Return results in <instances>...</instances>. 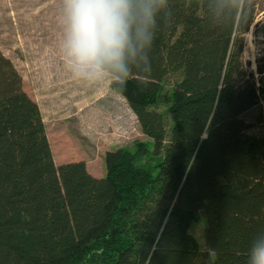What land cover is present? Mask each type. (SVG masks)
Here are the masks:
<instances>
[{"label":"trees","instance_id":"obj_1","mask_svg":"<svg viewBox=\"0 0 264 264\" xmlns=\"http://www.w3.org/2000/svg\"><path fill=\"white\" fill-rule=\"evenodd\" d=\"M171 3L151 71L112 85L161 157L155 172L145 142L106 150L100 177L83 160L56 164L38 104L0 50V264H246L264 229V135L243 117L264 97L242 54L255 3Z\"/></svg>","mask_w":264,"mask_h":264},{"label":"rangeland","instance_id":"obj_2","mask_svg":"<svg viewBox=\"0 0 264 264\" xmlns=\"http://www.w3.org/2000/svg\"><path fill=\"white\" fill-rule=\"evenodd\" d=\"M250 1L256 12L243 35L242 54L246 69L259 85L260 79L264 82V73L258 72L259 66L264 68V0ZM58 12L59 0H0V50L12 61L22 76L24 90L38 104L55 163L83 160L88 170L102 175L106 150H134L138 142H145L147 152L140 159L155 172L153 165L161 157L152 154V140L141 132L135 115L112 84L86 88L66 73L59 54ZM174 80L169 76L166 86ZM243 117L253 124L249 132L264 135V97ZM166 123L168 127L167 116ZM204 228L203 215L190 226L198 242L197 261H202L207 251Z\"/></svg>","mask_w":264,"mask_h":264},{"label":"clouds","instance_id":"obj_3","mask_svg":"<svg viewBox=\"0 0 264 264\" xmlns=\"http://www.w3.org/2000/svg\"><path fill=\"white\" fill-rule=\"evenodd\" d=\"M229 6L241 11L240 0ZM173 19L171 0H59L62 65L80 86L123 90L133 71H151L154 41ZM246 264H264V229L251 238Z\"/></svg>","mask_w":264,"mask_h":264},{"label":"crops","instance_id":"obj_4","mask_svg":"<svg viewBox=\"0 0 264 264\" xmlns=\"http://www.w3.org/2000/svg\"><path fill=\"white\" fill-rule=\"evenodd\" d=\"M123 97V96H122ZM123 99H124V97H123ZM126 101V100H125ZM127 103V102H126ZM128 105V104H127ZM129 107V106H128ZM92 175H94V176H97V177H100V176H102L101 174H98V173H94V172H92L91 170H88Z\"/></svg>","mask_w":264,"mask_h":264}]
</instances>
